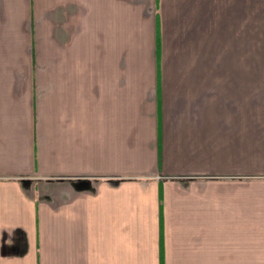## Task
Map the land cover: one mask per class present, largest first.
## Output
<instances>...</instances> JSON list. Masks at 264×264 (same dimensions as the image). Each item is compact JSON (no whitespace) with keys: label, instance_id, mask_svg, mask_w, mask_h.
<instances>
[{"label":"crops","instance_id":"obj_1","mask_svg":"<svg viewBox=\"0 0 264 264\" xmlns=\"http://www.w3.org/2000/svg\"><path fill=\"white\" fill-rule=\"evenodd\" d=\"M0 264H264V72H206V0H0Z\"/></svg>","mask_w":264,"mask_h":264},{"label":"rangeland","instance_id":"obj_2","mask_svg":"<svg viewBox=\"0 0 264 264\" xmlns=\"http://www.w3.org/2000/svg\"><path fill=\"white\" fill-rule=\"evenodd\" d=\"M264 72V0H206V72Z\"/></svg>","mask_w":264,"mask_h":264}]
</instances>
